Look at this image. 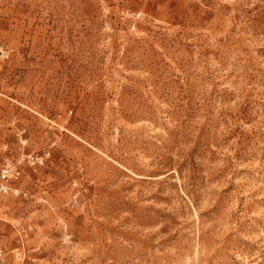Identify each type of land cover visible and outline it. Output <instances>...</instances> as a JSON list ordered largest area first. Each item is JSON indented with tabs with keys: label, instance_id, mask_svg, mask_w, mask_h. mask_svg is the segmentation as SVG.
Returning <instances> with one entry per match:
<instances>
[{
	"label": "rangeland",
	"instance_id": "rangeland-1",
	"mask_svg": "<svg viewBox=\"0 0 264 264\" xmlns=\"http://www.w3.org/2000/svg\"><path fill=\"white\" fill-rule=\"evenodd\" d=\"M0 264H264V0H0Z\"/></svg>",
	"mask_w": 264,
	"mask_h": 264
},
{
	"label": "built area",
	"instance_id": "built-area-1",
	"mask_svg": "<svg viewBox=\"0 0 264 264\" xmlns=\"http://www.w3.org/2000/svg\"><path fill=\"white\" fill-rule=\"evenodd\" d=\"M7 169H4L3 173H2V177H5L7 175Z\"/></svg>",
	"mask_w": 264,
	"mask_h": 264
}]
</instances>
